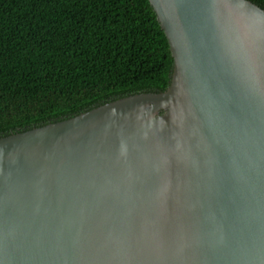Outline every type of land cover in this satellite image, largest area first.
I'll list each match as a JSON object with an SVG mask.
<instances>
[{
	"label": "water",
	"instance_id": "1",
	"mask_svg": "<svg viewBox=\"0 0 264 264\" xmlns=\"http://www.w3.org/2000/svg\"><path fill=\"white\" fill-rule=\"evenodd\" d=\"M148 1L165 90L0 137V264H264V8Z\"/></svg>",
	"mask_w": 264,
	"mask_h": 264
},
{
	"label": "trees",
	"instance_id": "2",
	"mask_svg": "<svg viewBox=\"0 0 264 264\" xmlns=\"http://www.w3.org/2000/svg\"><path fill=\"white\" fill-rule=\"evenodd\" d=\"M172 64L148 0H0V137L163 91Z\"/></svg>",
	"mask_w": 264,
	"mask_h": 264
}]
</instances>
